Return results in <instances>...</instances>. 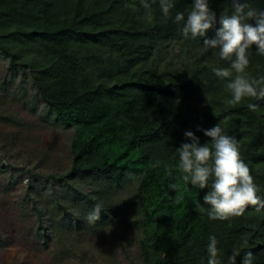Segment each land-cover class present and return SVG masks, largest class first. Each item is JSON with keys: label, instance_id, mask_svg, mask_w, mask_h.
<instances>
[{"label": "trees", "instance_id": "trees-1", "mask_svg": "<svg viewBox=\"0 0 264 264\" xmlns=\"http://www.w3.org/2000/svg\"><path fill=\"white\" fill-rule=\"evenodd\" d=\"M245 2L264 11V0ZM191 3L175 0L172 17ZM232 5L210 0L218 16ZM2 62L7 71L0 78V161L33 164L19 169L27 186L17 209L34 215V240L52 264H113L108 254L78 249L79 235L106 240L109 232L132 239L136 255L128 257L130 264H206L210 235L219 241L222 264L236 250L251 251L254 264H264V208L249 205L241 216L209 220L206 190L183 179L176 153L188 142L186 131L204 143L208 138L197 129L219 123L239 142L264 196V99L227 106L226 81L212 69L228 62L204 51L202 38L183 39L174 20L162 17L159 0L150 17L140 0H0ZM247 72L264 75V56L254 48ZM16 76L19 84L9 92ZM31 91L26 103L31 111L42 104L45 114L36 125L13 113L18 95L23 100ZM247 103L257 110L249 111ZM56 129L70 132L62 147L63 172L37 140L38 130ZM33 145L35 154L22 152ZM40 181L50 185V200L35 187ZM96 205L104 211L89 223ZM49 214L54 217L46 219Z\"/></svg>", "mask_w": 264, "mask_h": 264}, {"label": "clouds", "instance_id": "clouds-1", "mask_svg": "<svg viewBox=\"0 0 264 264\" xmlns=\"http://www.w3.org/2000/svg\"><path fill=\"white\" fill-rule=\"evenodd\" d=\"M156 0H140L145 16L152 14V5ZM162 17L172 18L179 27V33L185 40L202 38L203 50H214L219 60L227 61V67H215L214 75L226 81L227 106H236L249 98L264 99V75L250 77V53L254 48L259 56H264V11L252 8L245 0H233L231 12L219 16L210 7V0H192L186 11H176L175 0H159ZM254 22V23H253ZM212 33L209 37V33ZM249 111L255 112L258 105L247 103ZM206 142L192 132L184 133L188 141L176 149L177 167L184 174L183 179L193 187L206 190L203 204L207 205V216L211 221L227 220L241 216L249 205L264 208V196L261 188L250 174L248 164L242 158L239 142L218 123L208 129H200ZM170 190L176 185L170 184ZM179 203V201H177ZM198 207H202L198 205ZM104 211L96 205L87 217L89 223H96ZM215 235L208 237L206 264H222L221 250ZM247 245L244 240L241 247ZM254 264L251 251L236 250L228 256V264Z\"/></svg>", "mask_w": 264, "mask_h": 264}, {"label": "rangeland", "instance_id": "rangeland-1", "mask_svg": "<svg viewBox=\"0 0 264 264\" xmlns=\"http://www.w3.org/2000/svg\"><path fill=\"white\" fill-rule=\"evenodd\" d=\"M5 71H7L6 64L2 62L0 63V78ZM11 80L9 92L15 90L19 84L18 76ZM29 82V80H26L24 84L28 90L30 89ZM32 94L33 92L31 91L29 96L24 97L23 100L18 95V99L13 106V113L24 122L36 125L45 114L42 104H39L35 111H31L32 106L26 102L30 101ZM6 129L7 131L12 130L10 127ZM38 133L37 140H39L41 151L46 153L49 158L53 156L56 159L57 164L60 166L58 171H65L67 158L65 156L66 152L62 147L66 148L68 145L70 132L56 129L54 132L53 130H38ZM26 148L35 154L34 145L23 146L22 152ZM13 151L17 155L21 153L19 147H14ZM9 165L4 161H0V264H52L50 254L42 244L34 240V230L38 227L34 215L17 209L24 199V187L27 186V177L19 169L27 171L33 164L31 162H23V158H21L19 161L12 162L13 167H11V164ZM1 168H6L7 170L2 172ZM35 185V187L39 188L42 195L44 194L48 197L47 199H51L50 193L49 195L47 193L50 188L48 183L40 181L38 183L35 182ZM7 202H9L10 206L5 205ZM50 216L54 217L53 214H49L46 215V219ZM111 234L110 232L108 233L106 240L90 235H79L78 249L93 256L103 253L108 254L112 257L113 264H130L128 257L133 259L136 255V247L131 241L132 239L122 238L116 233L113 234L114 236ZM60 264L68 263L61 261Z\"/></svg>", "mask_w": 264, "mask_h": 264}]
</instances>
